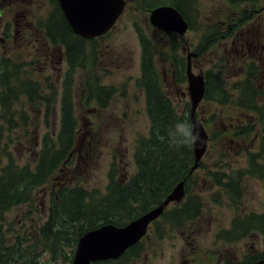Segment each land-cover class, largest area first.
I'll use <instances>...</instances> for the list:
<instances>
[{"label": "rangeland", "instance_id": "rangeland-1", "mask_svg": "<svg viewBox=\"0 0 264 264\" xmlns=\"http://www.w3.org/2000/svg\"><path fill=\"white\" fill-rule=\"evenodd\" d=\"M128 1L117 25L106 35L96 38L94 51L84 55L85 68H73V98L81 134L73 161L59 175V182H77L88 190H98L99 195L106 193L112 171L120 182H126L136 174V143L150 132L146 94L138 82L142 76L140 38L145 37L157 46L152 55L153 65L163 76L167 96L182 113L187 105L191 106L186 76L188 53L197 51L209 33L217 32L216 26L222 19L229 21L240 12L239 7L233 4L237 0H176L180 1L190 22V29L180 36L155 29L148 20L152 8L170 4L173 0ZM53 10V0H0V50L22 61H36L40 78L44 80L47 77V86L51 82L61 86L67 69L65 50L50 47L44 37V27L42 29L43 21ZM249 24L251 30H255L258 22L251 20ZM225 44L228 46L226 49ZM230 48L228 42H216L190 59L196 74L222 73L228 86L232 87L231 92L237 94L238 89L233 87L245 78L242 73L248 71L249 64L231 56ZM222 59H226V63ZM259 65V80L253 84L264 98V64L260 62ZM91 68L97 82L114 87L106 107H100L95 100L87 101ZM47 93L52 94L50 89ZM55 97L49 124H45L42 110L36 116L41 120L40 135L59 129L61 94ZM216 109L215 101L205 99L197 109V118L202 121ZM257 144L254 139L247 149L255 151ZM34 149L32 144L14 149L17 162L21 165L32 162L33 165L32 157L37 152ZM246 154L233 152L228 163L232 167L245 168L248 162ZM217 158L218 153L211 151L202 160L208 167H213ZM55 183L36 189L31 203L12 207L0 220V235L5 238L7 246L19 250L12 263L16 259L17 264H72L77 242L73 243L71 235L67 236L68 240L53 241L38 232L48 221ZM184 199L180 204L168 206L170 217L166 213L154 223L135 255L128 256L121 264H247L264 249L263 236L258 232L251 231L236 241L219 236L222 231L233 227V219H241L248 213L264 212L262 180L246 176L241 198L234 202L211 176L206 175V169L198 168ZM191 200L199 204V212L194 219L183 213L184 205Z\"/></svg>", "mask_w": 264, "mask_h": 264}, {"label": "trees", "instance_id": "trees-1", "mask_svg": "<svg viewBox=\"0 0 264 264\" xmlns=\"http://www.w3.org/2000/svg\"><path fill=\"white\" fill-rule=\"evenodd\" d=\"M53 2L54 10L43 21L42 29L44 27V37L50 47L65 50L67 69L61 86L54 82L47 86V77L44 80L40 78L36 61H22L0 50V220L12 207L31 203L36 189L56 182L48 221L38 232L53 241L68 240L67 236L71 235V240L76 243L90 229L105 223L124 225L157 206L181 180H186L185 187L188 189L196 172H192L195 161L193 146H183L179 150L170 147L169 133L177 122L187 119L192 123L191 106L187 105L180 113L169 99L163 76L153 65L152 55L157 46L141 37L142 76L138 82L146 94L150 132L137 140L134 153L136 174L128 181L120 182L115 171H112L104 195H99L96 189L88 190L77 182L70 184L65 180L60 183L59 175L72 163L81 134L73 98V68H85L84 55L94 51L96 38L85 39L76 35L57 0ZM171 4L186 17L180 1L173 0ZM215 34L217 32L209 33L202 39L197 54L201 49L203 51L221 41L220 36L217 34L215 37ZM222 60L226 63V59ZM260 68L255 62L249 63L245 78L233 87L238 89L237 94L231 92L232 87L228 86L222 73L212 71L206 76V99L215 101L217 109L202 120L210 135L204 156L216 151L219 159H216L213 167H208L201 160L199 168L206 169V175L211 176L234 202L241 198L246 176L264 182V98L253 84L259 80L257 74ZM88 78L91 86L87 89L90 91L87 101L95 100L100 107L108 106L114 87L97 82L92 68ZM48 89L52 94L47 93ZM59 94V129L40 135L41 120L36 116L42 110L44 122L49 124L51 108L57 99L55 96ZM254 139L258 141L257 150H248L247 145ZM28 144L37 150L32 157L33 165L32 162L21 165L15 158V150ZM237 151L247 153L245 168L232 167L228 163L229 157ZM190 202L184 205V214L194 219L199 212V204L196 200ZM232 222V228L219 234L222 239L236 241L254 231L263 236L264 242V212L248 213ZM53 249H56L55 245ZM17 252L19 250L7 246L5 238L0 235V264H17L16 259L12 263ZM260 259H264V249L249 259L247 264Z\"/></svg>", "mask_w": 264, "mask_h": 264}, {"label": "water", "instance_id": "water-1", "mask_svg": "<svg viewBox=\"0 0 264 264\" xmlns=\"http://www.w3.org/2000/svg\"><path fill=\"white\" fill-rule=\"evenodd\" d=\"M72 31L85 39L96 38L108 33L126 7V0H58ZM150 23L165 32L184 35L189 28L188 21L174 5H160L149 15ZM189 53L186 75L191 98V121L199 131L201 141L193 145L195 162L192 172L199 167L208 149L209 133L203 122L196 117V111L206 94L205 76L196 74L192 68ZM185 195V180L180 181L159 206L140 215L122 227L104 224L85 232L78 240L73 264H90L93 261L117 258L138 242L146 233L151 221L159 217L172 201H180ZM253 264H264L261 259Z\"/></svg>", "mask_w": 264, "mask_h": 264}, {"label": "flooded vegetation", "instance_id": "flooded-vegetation-1", "mask_svg": "<svg viewBox=\"0 0 264 264\" xmlns=\"http://www.w3.org/2000/svg\"><path fill=\"white\" fill-rule=\"evenodd\" d=\"M126 1L128 5L129 1L128 0ZM233 4L239 7L238 10L240 12L236 14L235 17L231 18L229 21L222 19L219 22L218 26H216L217 34L220 36L221 41L228 42L229 45H231V48H230L231 56H236V58H239L245 64H249L251 62H255L257 65H259L260 62L264 64V15L262 14L264 12V0H237V1H234ZM186 20L188 21L187 18ZM251 20H255L258 22L257 28L255 30H251V24H249ZM188 24H189V29H190L189 21H188ZM154 28L161 29L158 27H154ZM166 33H174V32H166ZM175 34H178V33H175ZM180 36H183V35H180ZM227 47L228 46L225 44V49ZM194 53L197 55L196 51H194ZM242 74L246 75V72L244 71ZM185 199L183 198L180 201H173L170 204H173V203L180 204L184 202ZM168 206H166L164 212L158 218L150 222L146 234L134 245L128 247L121 256L117 258H109L105 260L93 261L90 264H121L123 260H126L128 258V256L135 255L137 248L144 241V238H146V236L149 234V228L154 223L159 221L162 216L166 215ZM171 211L174 212L173 210ZM185 211L186 209H183V213ZM167 215L168 217H170L168 213ZM77 244H78V241H77ZM73 261H74V258H73ZM73 261H72V264H73Z\"/></svg>", "mask_w": 264, "mask_h": 264}, {"label": "clouds", "instance_id": "clouds-1", "mask_svg": "<svg viewBox=\"0 0 264 264\" xmlns=\"http://www.w3.org/2000/svg\"><path fill=\"white\" fill-rule=\"evenodd\" d=\"M196 126L187 119L177 122L174 129L169 133V145L177 150L183 146L191 147L201 141L199 131L193 135Z\"/></svg>", "mask_w": 264, "mask_h": 264}]
</instances>
